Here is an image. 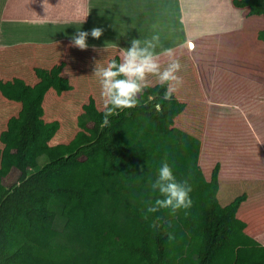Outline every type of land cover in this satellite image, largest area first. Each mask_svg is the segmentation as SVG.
<instances>
[{
  "label": "trees",
  "instance_id": "trees-1",
  "mask_svg": "<svg viewBox=\"0 0 264 264\" xmlns=\"http://www.w3.org/2000/svg\"><path fill=\"white\" fill-rule=\"evenodd\" d=\"M232 4L264 17V0ZM258 39L264 43V29ZM64 66L36 68L35 86L0 81L9 112L0 127V264H264V246L237 216L247 196L219 203V167L205 177L203 142L176 126L186 105L174 94L162 101L166 85L149 87L141 102L152 94L156 101L110 117L103 129L104 110L91 97L74 139L51 146L61 124L44 120L43 104L51 89L73 90ZM165 157L178 181L189 180L193 206L145 220V202L158 196L150 181Z\"/></svg>",
  "mask_w": 264,
  "mask_h": 264
},
{
  "label": "crops",
  "instance_id": "crops-1",
  "mask_svg": "<svg viewBox=\"0 0 264 264\" xmlns=\"http://www.w3.org/2000/svg\"><path fill=\"white\" fill-rule=\"evenodd\" d=\"M260 18L264 17L250 16L247 10L234 7L232 0H4L0 21V59L5 56L6 60L3 64H7L8 70L14 76L5 81L19 78L29 86L39 83L34 71L35 67L52 69L55 65L64 63L62 76L67 78L74 88L59 96L75 97L78 84L73 80L72 75L80 74L85 62H91L94 70V66L101 61L108 63L119 57L118 49L129 48L131 40H143L153 33H164L160 35L162 48L173 49L175 58H178L179 54L186 58L182 61L179 59L182 70L178 75H183L185 83L178 90L181 91L186 85H198L200 88L198 94L202 95L206 113L211 117L220 118L222 114L229 116L236 111L234 105V107L228 106L223 102L230 95L226 89H236L231 93L230 100L237 96L235 94L237 89H241L236 86L225 87L226 81L233 80L237 84L249 81L252 85L262 86L264 91V84L260 85L259 82L260 71L257 68V72L254 66L255 56L252 58L253 67L250 68L245 62L247 47L243 45L240 50L237 42L239 38L245 36L246 30L249 33L251 26L256 24L255 26L261 29ZM97 27L102 29V36L98 40L90 35L91 30ZM77 30L89 33L86 50L72 46L71 37L77 33ZM259 30H256L257 38ZM231 42L234 49L230 52L224 50L223 47H228ZM107 43L116 44L118 49L109 47L104 51ZM257 47L258 51L261 47L264 48V43L259 39ZM161 50L158 48L157 52ZM248 56L250 63V54ZM161 61L162 66L167 64L166 57H161ZM151 81V86L158 84L157 81ZM186 89L190 92L195 90L188 87ZM217 91L222 93L219 94ZM54 94L58 95L51 89L45 96L43 104L45 121L47 98L51 95L55 96ZM93 97L99 108L97 96ZM176 98L187 104L186 100L178 96ZM185 111L187 105L180 116ZM223 111H227L228 114ZM252 112L248 115L250 119L259 118L258 115H250ZM255 113L258 114V111ZM222 144L223 151L225 146ZM257 146L260 147L257 148L258 151L253 149L246 152L255 159V163L251 166L243 165L252 170L243 168L245 173L240 172V166L234 164L240 162V150L239 152L236 150V156H231L232 154L226 156L235 157L233 158L235 161L229 160L228 166L223 167L226 173L230 174L228 170H234L236 166L239 176L245 177L244 174H248L253 179L259 177V171L254 167L258 166L257 164L264 166V149L258 144ZM248 147L250 146H246ZM211 176L212 174L210 177L208 173L205 174L208 180ZM219 185L218 194L220 192L221 198V181ZM244 203L238 211V217Z\"/></svg>",
  "mask_w": 264,
  "mask_h": 264
},
{
  "label": "rangeland",
  "instance_id": "rangeland-1",
  "mask_svg": "<svg viewBox=\"0 0 264 264\" xmlns=\"http://www.w3.org/2000/svg\"><path fill=\"white\" fill-rule=\"evenodd\" d=\"M4 2V0H0V5ZM248 17V16H247ZM247 19V18H246ZM259 21L262 23L260 25V30L264 28V18H260ZM256 25V24H255ZM255 25L250 27L249 33L246 30V34H248L243 40L239 38L237 41L239 43L238 49L242 50L243 45H246L247 49L245 50V62L246 65H250V68L253 67L252 58L255 56L254 66L257 71L259 69L260 73V85L264 84V48L261 47V50L257 47V34L256 30H259ZM249 29V28H248ZM259 30V31H260ZM164 34V33H163ZM159 34V35H163ZM256 37V38H255ZM255 38V39H254ZM257 39V40H256ZM245 40V43H244ZM254 40V41H253ZM224 50L234 49V45L232 42L228 45V47H223ZM183 53V52H182ZM259 53V59L258 58ZM185 54V53H183ZM250 54V63H249V55ZM180 57V58H179ZM164 59V58H163ZM185 60L184 55H178V58ZM6 60L5 56H2L0 59V81H5V79L9 77H14L12 72H10L7 64H3V61ZM91 62H85L80 71V74H75L73 76V80L77 81L78 88L76 89V96H59V95H51L48 96L47 102L45 105L46 108V121H59L61 124V128L55 138L50 142L51 146L60 145V144H68L71 142L76 134L79 132V128L77 126V119L83 113V106L86 105L90 98H94L96 95L98 99L99 108H103V97L101 95V87L98 79L93 76L94 70L92 69ZM162 63V61H161ZM107 62L101 61L98 65L103 67L106 66ZM10 66V65H9ZM96 66V65H95ZM94 66V67H95ZM163 66H166L164 64ZM37 68V67H35ZM34 68V70H35ZM195 69V68H194ZM254 70V68H252ZM256 71H251L255 73ZM258 72V71H257ZM202 74V73H201ZM183 79V84L185 83V78L182 74H179ZM233 77V76H231ZM15 79V78H13ZM12 79V80H13ZM30 79V78H29ZM150 80L156 82V77H149ZM11 80V81H12ZM9 81V80H8ZM250 84V85H249ZM158 85V84H157ZM243 85V86H241ZM249 85V87H246ZM156 86V85H155ZM241 87V89H237V96L232 100H230V95L236 89H226L230 95L228 96L225 102V105L235 106L234 113L232 115L222 114V117H211L206 113V109H204V102L202 100V95L198 94L200 88L198 85H186L189 89H195L194 92H190L185 88L181 89V91L177 90L174 95L180 97L183 100H186L187 111L176 122V126L186 131L190 135H194V137H198L203 142V155L201 156L200 167L203 169L205 174H212V171L218 166L219 167V182H222L221 189V198L220 192L218 194L219 203L222 206H227L231 204L237 197L242 195L247 196V200L242 206V210L239 212V219L244 220L248 225L247 231H245L249 236L254 238L255 240L262 245L264 244V166L261 164H257V168L259 171V177L252 178L251 175L244 174L245 177L237 175V167L235 166L234 170L229 169L230 174L226 173V170L223 167L228 166L229 160H234L231 156H236L237 151L240 150V162H235V165L240 166V172H243L247 166H251L255 163V159H252L250 155L246 152L249 150H255L260 148L257 146H261L264 149V91L262 90V86L259 87L257 84L252 85V83L248 82H237L226 81L225 87ZM154 87V86H150ZM180 88V87H179ZM178 88V89H179ZM179 91V92H178ZM219 94L222 91H217ZM249 97V98H248ZM1 98V97H0ZM237 103V104H236ZM242 103V104H239ZM242 105V106H241ZM8 105L5 104L4 100L0 99V127L6 121V117L9 116ZM233 106V107H234ZM100 108V109H101ZM19 110V109H18ZM253 111V112H252ZM258 111V114L255 112ZM227 112V111H223ZM250 115H258L259 118L250 119L248 116ZM222 113V112H221ZM220 114V113H219ZM228 114V113H226ZM222 118V119H221ZM239 120V121H238ZM243 120V121H242ZM254 120V121H252ZM216 143V144H215ZM224 144V150L222 151L221 144ZM222 144V146H223ZM250 146L246 148V146ZM237 150V151H236ZM248 150V151H247ZM222 151V152H221ZM258 151V149H257ZM213 152V153H212ZM244 153V154H241ZM232 154V155H231ZM227 155H231L226 157ZM206 158H202L205 157ZM257 156V155H255ZM235 161V160H234ZM256 161H258L256 159ZM243 165H247L243 167ZM251 169L252 168H246ZM222 170V172H221ZM221 172V174H220ZM228 176L225 175V174ZM245 173V171H244ZM242 175V174H241ZM15 177L13 173L10 175L6 182ZM208 177V178H209ZM229 179V180H228ZM239 190H236V189ZM224 191V192H223ZM237 191V193H236ZM236 194V195H235ZM225 203V204H224Z\"/></svg>",
  "mask_w": 264,
  "mask_h": 264
},
{
  "label": "clouds",
  "instance_id": "clouds-1",
  "mask_svg": "<svg viewBox=\"0 0 264 264\" xmlns=\"http://www.w3.org/2000/svg\"><path fill=\"white\" fill-rule=\"evenodd\" d=\"M90 35L98 40L102 36V29L93 28ZM88 36V32L77 30V33L71 37L72 46L86 50ZM130 44L127 49H118L116 44L107 43L104 51L109 47L118 49L120 62L113 59L106 66L101 67L98 64L95 66L93 76L99 81L103 97L104 112L101 129L110 126V117L119 115L126 109L147 107L148 103L156 101V94H152L147 96L146 101L141 102L146 90L152 85L149 77H156L157 83L162 87L166 85L161 97L162 101H170L183 84L182 77L178 75L182 65L174 57L173 49L162 48L159 33H153L143 40L133 39ZM158 48L162 50L157 52ZM161 57L167 58L166 66H162ZM153 107L158 114L163 111L161 102H155ZM150 187L153 193H158V196L154 201L150 199L145 202L147 213L144 216L145 220L149 219L150 214L158 213L160 210H168L172 216L183 210L187 215L188 210L193 206L189 180L178 181L166 157L161 162L155 180L150 181ZM150 227L156 229L159 225L153 221ZM167 235L169 241L175 239L173 233L169 232Z\"/></svg>",
  "mask_w": 264,
  "mask_h": 264
}]
</instances>
